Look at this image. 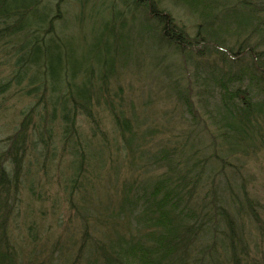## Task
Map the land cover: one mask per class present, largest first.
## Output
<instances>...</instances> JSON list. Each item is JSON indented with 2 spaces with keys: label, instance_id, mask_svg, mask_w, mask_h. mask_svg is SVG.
Returning a JSON list of instances; mask_svg holds the SVG:
<instances>
[{
  "label": "trees",
  "instance_id": "obj_1",
  "mask_svg": "<svg viewBox=\"0 0 264 264\" xmlns=\"http://www.w3.org/2000/svg\"><path fill=\"white\" fill-rule=\"evenodd\" d=\"M168 1L199 19L194 36ZM168 1L0 0V264H218L216 240L201 241L222 226L227 262L248 264L243 230L241 237L214 178L201 194L207 165L225 161L216 154L198 160L172 139L150 155L155 133L139 135L143 123L118 85L130 68L140 70L146 54L138 48L148 42L190 59L196 96L206 105L219 97L216 146L221 140V150L243 162L264 154V0ZM79 12L76 24H99L95 44L72 33L68 20ZM169 90L199 124L193 88ZM122 165L131 182L104 196L103 183L119 182ZM42 183L63 189L77 215L76 237L63 242L73 218L54 243L40 241L34 222L17 234L24 205L29 218L31 204L48 201L38 192ZM242 189L246 217L264 237L245 183ZM76 197L88 206L82 212Z\"/></svg>",
  "mask_w": 264,
  "mask_h": 264
},
{
  "label": "rangeland",
  "instance_id": "obj_2",
  "mask_svg": "<svg viewBox=\"0 0 264 264\" xmlns=\"http://www.w3.org/2000/svg\"><path fill=\"white\" fill-rule=\"evenodd\" d=\"M167 6L176 21L179 24H183L188 33L194 36L197 32V27L201 24L199 19L182 6H176L169 1L167 2ZM80 14V12L72 14L71 19L68 20V23L72 27L71 31H73L72 33L76 31L78 42L85 40L88 45L90 43L95 44L101 32L100 26L97 23L87 20H84L82 24H76L74 17ZM97 22L99 23V20ZM138 49L145 51L146 54L143 65L141 64L140 70L134 67L130 68L129 73H126V76L118 86L123 88L125 105L127 103L126 108L130 110V107H135L138 121L143 123L139 135H143L147 129H153L155 133L154 138L157 141L151 142L147 152L150 155H154L162 147L161 145L157 148V142L160 144L165 139H172V145L175 142L184 144L190 155L196 154L198 160L203 161L204 158H208L214 154L222 158L225 161L223 165L214 162L207 165L201 183L202 197L204 194H208L209 185L214 178L217 188L219 187L220 192L224 194V197H227L225 206L236 220L239 229L238 233L241 237L243 230L244 241L247 244V252L249 253L248 264H264V237L258 235L255 225L246 217L248 207L242 189V183H245L249 192V198L254 203L255 211L259 219L264 222V154L243 162L241 159L234 158L227 151H222L220 146L221 140H217L218 147L216 146L214 137L217 135V128L214 119L216 116H218V119L220 118L216 110L219 97L211 98L209 104L206 105L196 96L199 90L194 78L195 66L190 59H183L167 50L157 48L152 42H148ZM187 84L193 88L192 97L198 116L200 117L199 124L191 121V117L186 113L185 108H181L177 100L170 96L173 93H170L169 87L177 86V88L180 87L184 90ZM118 86L114 85L113 89H118ZM128 114H131V112ZM109 125L111 126L109 123L106 125L105 129L107 131L111 130ZM88 133L89 131H86L87 135ZM237 157L241 156L239 155ZM145 161L144 159L142 162H139L144 164ZM125 168L128 169L129 167L122 165V169H120L122 175L120 176L119 182H117L116 176H113L103 183L102 188L103 186L104 188L102 192L104 196L106 192L110 195V191L115 195V189L118 191L120 184L131 180L133 172L129 173ZM163 171L165 172L167 169L164 168L160 172ZM150 174L153 173L150 172ZM145 178L141 177L140 181L144 182ZM62 191L63 189H58L57 185L51 186L42 183L38 188V192L42 193L48 201L42 206L39 204H31L34 214L32 217L29 216V218H27L28 215H25L27 204L24 205L17 225L20 227V229H17V234L27 235L26 229L23 227H26V223L34 222L35 228L39 232L40 241L43 243L44 239H51L54 243L63 237L64 230H66V227L68 228L66 221L73 218V224L66 231L63 242L67 241L66 239L73 235L76 237L79 231V223L74 217L76 218L77 215L75 212H71L68 206L64 204ZM232 195L235 197L237 206L240 205L241 207L242 204V214H238L235 211V207L231 205ZM23 200L25 202L24 197ZM76 204L80 212H82V208L88 207L83 201L78 200V197H76ZM54 209H57V217H52ZM222 229L223 226L219 228L218 232L211 231L208 233L202 239L201 245L211 246L216 240L217 245L215 248L219 256L218 264H229L221 241Z\"/></svg>",
  "mask_w": 264,
  "mask_h": 264
}]
</instances>
